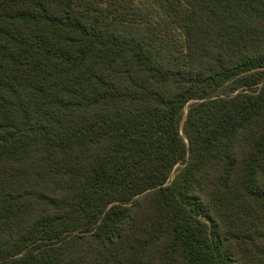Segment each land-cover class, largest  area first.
Instances as JSON below:
<instances>
[{
  "label": "trees",
  "instance_id": "obj_1",
  "mask_svg": "<svg viewBox=\"0 0 264 264\" xmlns=\"http://www.w3.org/2000/svg\"><path fill=\"white\" fill-rule=\"evenodd\" d=\"M0 264H264V0H0Z\"/></svg>",
  "mask_w": 264,
  "mask_h": 264
}]
</instances>
